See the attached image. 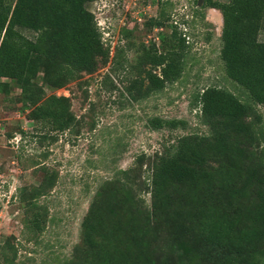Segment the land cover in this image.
Listing matches in <instances>:
<instances>
[{"label":"trees","instance_id":"1","mask_svg":"<svg viewBox=\"0 0 264 264\" xmlns=\"http://www.w3.org/2000/svg\"><path fill=\"white\" fill-rule=\"evenodd\" d=\"M96 1L0 0V79L20 87L18 101L30 111L28 119L49 132L71 131L79 121L71 98L47 89L66 88L108 64L102 82L115 88L113 77L124 68L122 50L111 56L89 9ZM205 1L222 13L220 58L226 77L248 101L220 86L199 91L191 106L208 133L184 135L149 158L142 154L133 169L105 181L84 217L80 243L64 264H264V121L255 108L264 107V41L259 39L264 0ZM165 15L162 10L150 19L149 29L164 28ZM158 38L162 50L155 41L139 47V75L126 87L132 102L162 93L187 66L190 46L177 25ZM186 124L148 120L157 131ZM145 164L150 175L139 185L134 175ZM42 171L40 185L21 194L33 233L48 220V208L38 201L58 179L56 171ZM138 187L150 194V207L137 195ZM7 244L12 251L7 263L14 264L17 250Z\"/></svg>","mask_w":264,"mask_h":264},{"label":"rangeland","instance_id":"2","mask_svg":"<svg viewBox=\"0 0 264 264\" xmlns=\"http://www.w3.org/2000/svg\"><path fill=\"white\" fill-rule=\"evenodd\" d=\"M206 1H204L205 3ZM111 48L113 57L122 50L124 68L113 77L115 88L105 86L110 64L94 75H85L66 88L50 91L71 98V111L79 123L71 131L49 132L28 119L18 101L21 89L0 79V264H64L81 240L82 222L99 187L130 170L142 154L161 153L187 134H207L200 112L192 108L195 95L204 88L220 86L248 101L244 90L226 77L220 58L223 16L219 10L198 5V0H97L89 5ZM166 13V26L149 29L147 22ZM172 25L184 33L190 46L182 78L160 94L132 102L126 87L138 77L135 68L141 43L155 41L162 50L159 33L170 34ZM30 38L33 33L25 32ZM260 41H264V25ZM264 121V107L255 106ZM186 121L185 128L152 130L148 120ZM45 135L47 138H43ZM147 160V159H146ZM148 164L134 177L143 185L150 175ZM43 168L58 173L54 190L38 202L48 208V220L39 233L30 232L28 204L21 201L25 187L40 185ZM147 207L151 196L137 189ZM30 225V224H29ZM7 244V245H5ZM5 247V252L3 249Z\"/></svg>","mask_w":264,"mask_h":264},{"label":"water","instance_id":"3","mask_svg":"<svg viewBox=\"0 0 264 264\" xmlns=\"http://www.w3.org/2000/svg\"><path fill=\"white\" fill-rule=\"evenodd\" d=\"M204 1H205V0H198V5H199V6H202V5L204 4Z\"/></svg>","mask_w":264,"mask_h":264}]
</instances>
